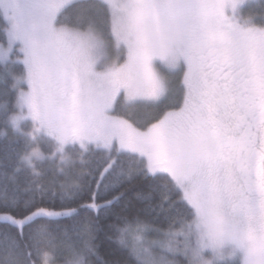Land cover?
I'll use <instances>...</instances> for the list:
<instances>
[{
    "label": "snow or ice",
    "instance_id": "snow-or-ice-1",
    "mask_svg": "<svg viewBox=\"0 0 264 264\" xmlns=\"http://www.w3.org/2000/svg\"><path fill=\"white\" fill-rule=\"evenodd\" d=\"M0 264H264V0H0Z\"/></svg>",
    "mask_w": 264,
    "mask_h": 264
}]
</instances>
